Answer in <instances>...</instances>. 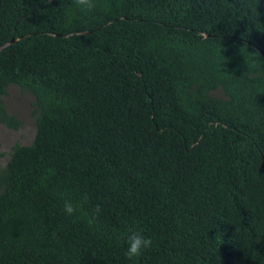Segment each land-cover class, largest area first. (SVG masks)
<instances>
[{
	"label": "trees",
	"instance_id": "16d2710c",
	"mask_svg": "<svg viewBox=\"0 0 264 264\" xmlns=\"http://www.w3.org/2000/svg\"><path fill=\"white\" fill-rule=\"evenodd\" d=\"M99 4L0 0V264H264V0Z\"/></svg>",
	"mask_w": 264,
	"mask_h": 264
},
{
	"label": "rangeland",
	"instance_id": "374dc122",
	"mask_svg": "<svg viewBox=\"0 0 264 264\" xmlns=\"http://www.w3.org/2000/svg\"><path fill=\"white\" fill-rule=\"evenodd\" d=\"M7 110L22 120V125L16 129H9L0 124V166L8 159V152L15 142L28 144L32 141L35 131L32 117L33 97L30 93L22 91L17 85H9L3 97Z\"/></svg>",
	"mask_w": 264,
	"mask_h": 264
},
{
	"label": "clouds",
	"instance_id": "9594fccd",
	"mask_svg": "<svg viewBox=\"0 0 264 264\" xmlns=\"http://www.w3.org/2000/svg\"><path fill=\"white\" fill-rule=\"evenodd\" d=\"M72 5L76 11L84 14L93 13L100 6L99 0H72ZM87 202L88 197L86 195L80 203L65 200L63 211L68 217L80 214L91 226L98 220L101 209L97 205L93 210L89 211L86 208ZM122 239L127 245L124 255L128 260L139 259L145 251L150 250L153 246V240L144 236L142 229L138 230L130 227Z\"/></svg>",
	"mask_w": 264,
	"mask_h": 264
},
{
	"label": "water",
	"instance_id": "95a60500",
	"mask_svg": "<svg viewBox=\"0 0 264 264\" xmlns=\"http://www.w3.org/2000/svg\"><path fill=\"white\" fill-rule=\"evenodd\" d=\"M10 42H13V40H11ZM5 45H6V44H5ZM5 45L0 46V49L3 48Z\"/></svg>",
	"mask_w": 264,
	"mask_h": 264
}]
</instances>
